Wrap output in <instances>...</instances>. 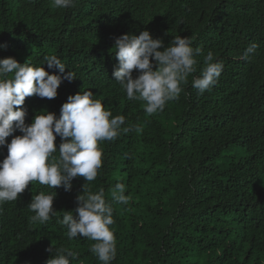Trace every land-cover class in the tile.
I'll use <instances>...</instances> for the list:
<instances>
[{"label":"trees","instance_id":"trees-1","mask_svg":"<svg viewBox=\"0 0 264 264\" xmlns=\"http://www.w3.org/2000/svg\"><path fill=\"white\" fill-rule=\"evenodd\" d=\"M144 30L165 47L181 36L201 49L179 99L151 116L112 76L116 38ZM251 44L257 48L245 60ZM209 51L224 67L199 95L191 82ZM50 55L76 79L63 81L54 99L26 97V124L42 111L59 116L69 96L90 90L112 116L125 117L122 128L143 130L99 144L103 164L94 181L74 178L68 192L29 182L16 201L0 204V264H46L58 248L78 253L72 264H102L90 251L95 241L70 240L58 222L64 211L74 212L83 185L103 189L114 209L111 264H264V0H74L66 9L52 0H0V59L60 74L45 64ZM232 148L244 157L226 155ZM7 154L0 147V161ZM118 182L128 205L112 201ZM54 191L56 215L30 223L32 198Z\"/></svg>","mask_w":264,"mask_h":264},{"label":"clouds","instance_id":"clouds-1","mask_svg":"<svg viewBox=\"0 0 264 264\" xmlns=\"http://www.w3.org/2000/svg\"><path fill=\"white\" fill-rule=\"evenodd\" d=\"M55 8L66 9L74 6V0H52ZM187 37L175 36L168 46L159 38H152L147 30L139 35L124 34L115 40V57L118 65L112 76L126 93L129 101H141L144 111L151 116L162 112L169 101L178 100L188 77L196 72L195 56L201 49H193ZM257 45L251 44L244 52L243 59L255 52ZM163 49V50H160ZM49 69H58L60 74H49L42 67L29 63H19L15 58L0 59V147H7V156L0 161V204L16 201L29 182H38L51 189L63 187L72 189L74 178L82 177L87 182L97 178L102 167L103 141H115L121 131L142 132L140 125L125 124L123 115L112 116L105 110L101 100L94 99L93 92H78L68 97L60 115L42 111L35 114L32 122L26 124L28 115L26 97H57V90L63 81L71 82L75 77L72 71L65 72L66 66L55 55L46 56ZM213 53L208 52L204 59L205 67L201 75L192 80V87L199 95L210 91L223 70L222 62H212ZM138 75L133 77V71ZM19 131L22 135H15ZM13 136L8 143L6 138ZM60 138L57 147L55 141ZM59 153L58 156L54 155ZM84 194L77 196V207L64 211L58 221L67 228L71 240L78 236L95 241L90 246L102 264H111L116 257V240L109 226L114 224L112 204L105 199L104 190L91 192L85 185ZM126 186L116 183L111 190L112 201L128 205L131 197L124 193ZM56 192H40L28 205L34 213L30 223H47L56 211L53 201ZM75 213V215L73 214ZM53 254V247L46 249ZM46 264H72L78 253L63 248L55 249Z\"/></svg>","mask_w":264,"mask_h":264},{"label":"rangeland","instance_id":"rangeland-1","mask_svg":"<svg viewBox=\"0 0 264 264\" xmlns=\"http://www.w3.org/2000/svg\"><path fill=\"white\" fill-rule=\"evenodd\" d=\"M226 155H228V156H233L236 160L238 159V158H242V157H244V153L242 152V151H239V150H237V149H234V148H232V149H230L227 153H225ZM224 162V160L223 159H218L217 160V162H216V164L218 165V166H221V164Z\"/></svg>","mask_w":264,"mask_h":264}]
</instances>
